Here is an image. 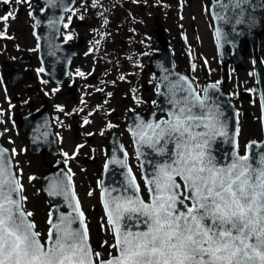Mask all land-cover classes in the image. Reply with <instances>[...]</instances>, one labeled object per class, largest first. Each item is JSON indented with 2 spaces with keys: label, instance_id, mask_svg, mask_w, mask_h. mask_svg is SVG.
Listing matches in <instances>:
<instances>
[{
  "label": "snow or ice",
  "instance_id": "6c2138e0",
  "mask_svg": "<svg viewBox=\"0 0 264 264\" xmlns=\"http://www.w3.org/2000/svg\"><path fill=\"white\" fill-rule=\"evenodd\" d=\"M233 3L242 13L247 0ZM167 87L168 103L176 108L169 112L171 119L137 125L133 135L160 155L168 154L171 142L170 162L158 165L149 181L148 201L116 196L105 202L117 255L101 264H264V152L237 155L218 165L211 144L217 135H226L219 114L205 99L194 98V103L188 96L176 98L177 92L189 91L180 81ZM195 108L206 111L195 115ZM194 127L205 130L193 132ZM5 151L0 149V264H96L99 253L88 243L78 201L73 211L79 212L83 227L73 228L77 217L70 214L59 223L50 219L48 241L41 242L35 224L26 220L33 213L22 211L26 197L13 196L23 185L5 165ZM51 192L66 194L59 185H52ZM128 221L138 230L132 231ZM141 224L144 230H139Z\"/></svg>",
  "mask_w": 264,
  "mask_h": 264
},
{
  "label": "flooded vegetation",
  "instance_id": "af4514ba",
  "mask_svg": "<svg viewBox=\"0 0 264 264\" xmlns=\"http://www.w3.org/2000/svg\"><path fill=\"white\" fill-rule=\"evenodd\" d=\"M105 1L109 2V4L116 5L118 8H126L127 5H136L139 1H141L144 5L145 1H147V3L151 4L154 8L149 29H144L143 23L136 20L139 25L136 30H128L125 26V24H127V17L124 16L126 15L124 12L119 11L118 8H108L107 10L111 14H106L105 11L97 8V6L101 5L104 0H94L93 3L92 0H75L76 4L72 7V10L66 14L62 28H60V39L70 40L74 44L82 42L85 46L86 42L84 43L82 38L85 33L82 29L88 27L90 23L88 22L83 24L82 21L78 20L77 16L81 14V17H84L85 15L87 17L91 15L93 11L101 10L102 22L93 32L92 37L94 42H96L98 36L103 37L104 40H109L110 44H107V50L109 53H116L114 56L116 58L115 61L106 63V61L94 60L90 63L89 57L92 54H98V52L84 47L82 51L71 58L70 68L76 57H85L90 64L89 74H87L88 72L83 74V72L80 71L83 75H79L77 72H74L69 68V73L65 82L55 83L50 77L41 71L42 67L38 60L37 49L34 48V51L27 53L24 52L25 55L23 57L18 58L12 64L9 63L2 75L7 88L12 94H14L7 110H12L18 102L24 101L23 93L15 91V86L19 83L25 85L28 80L34 81L36 83L35 87L38 90L37 95L42 99V104L39 106L45 105L50 114L53 129L55 131L54 133L59 139H57L58 147L60 146L59 136L61 135L56 131L57 128L55 125L57 123L61 125L62 130L72 129L74 132L78 133L79 136L86 140V144L91 146L86 149L88 154H90L89 162L96 160V153L93 148L94 144L91 143V140L95 135V130H86L84 134L79 130L82 128L78 126L77 121L81 117V114L83 115L88 111L89 115L93 117V114L95 113L94 109L98 107H106V113L110 114V117L118 122L117 127L114 129H116V131H118L121 135L120 128L123 126L119 124V122H124L125 127L127 117L130 112H145L150 106L159 105L157 97L158 87L154 83V79H152V82L150 81L153 84L150 88V85L152 84L149 85V81L144 78L143 75L146 73H151L153 75L150 70V62L147 59L146 54H156L157 50H159L160 44L157 39V32L161 27V34L167 39L168 43H170L169 46L172 51L171 54L173 56V64L175 65V68L181 72L180 69L182 68L180 65H177L174 60V52L171 45L172 40H170L169 36L166 35L168 34L167 28L160 22L159 14L168 16V11L166 9L169 7L171 2H173L177 3L178 10H181V12H179L180 20H185L187 19L186 11L189 5V0ZM199 1L200 13H203L204 16L208 17L205 27L208 32H211L209 46L211 47L212 52H214L213 55L216 56L223 71L222 81L215 80L213 82L221 86L224 92L229 94L231 100L234 101L233 104L238 117L237 147L240 154L244 155L247 151L249 143L260 141L263 135L261 92L259 91L253 70L255 67L253 59L254 55L259 54L264 66V24L261 20L258 23L254 22L253 24L248 22L246 27L240 28L237 26V33L234 34L226 33L221 30L220 40H218L215 34V26L211 13L209 11L213 0ZM190 20L192 22H197L196 18L191 16ZM190 26L192 27L191 31L193 33H196L199 30L198 28H200L199 25L197 27L194 23ZM140 27L142 30H140ZM227 29L231 30L230 28ZM82 31L83 33H81ZM180 35L181 34H179V37ZM184 37L185 34L182 38ZM75 38L77 39L75 40ZM141 40H147L151 45L149 46L142 43ZM188 47L189 49L187 48L184 52L185 55L192 61L193 57H195V53L193 52L192 47ZM103 48H105V46ZM201 53L203 56L206 55L202 48ZM11 60L8 59V62ZM202 61L204 62L202 65L203 71H206L208 68V60L203 58ZM34 63L37 66L33 70ZM244 72H248L250 76H253L251 78V83L238 79L241 77V73ZM181 73L186 74V72L183 71ZM131 75L134 77L132 81ZM209 82H204L201 90L199 92L197 90L199 95L203 94L204 86ZM39 85H41V88H38ZM128 85H131L130 90ZM149 89H153V97L152 99L147 98L145 101L143 92L146 93ZM122 93L125 96L120 98V103L118 98L122 95ZM94 100L98 102L96 105L93 104ZM16 101L18 102L16 103ZM122 107H125V109L123 110ZM35 108L37 107H32L28 110V112ZM23 115H25V113L18 116L17 119V122L19 123V134L17 135V138L23 139L19 141V146L21 147L26 144L28 146V143L26 142L27 135L20 126ZM0 116L2 120L1 112ZM155 116L159 121V119L167 117V114L158 112ZM64 117L67 119L66 124L63 122ZM53 119L54 121H52ZM82 119H84V116ZM248 122H255L257 129L255 131L245 130V125L248 124ZM88 126L89 124H87L86 128ZM105 126L108 127L107 125ZM86 128L84 127L83 130ZM245 134L248 136L245 137ZM106 147L108 148L107 144ZM173 147L174 145L171 143L172 150ZM56 158L57 157H53V160L50 163L54 162ZM107 158H109V149H107V153L103 156L102 164H104L105 161L107 162ZM85 160L88 162L87 157H85Z\"/></svg>",
  "mask_w": 264,
  "mask_h": 264
},
{
  "label": "rangeland",
  "instance_id": "374dc122",
  "mask_svg": "<svg viewBox=\"0 0 264 264\" xmlns=\"http://www.w3.org/2000/svg\"><path fill=\"white\" fill-rule=\"evenodd\" d=\"M35 2L40 4L39 0H8L7 3H4V0H0V18L9 13L12 14V16L7 20L0 19V112L2 113L0 126L3 130L2 141L4 145L12 150L17 175L21 176L20 183L23 185L22 196L26 197V199L23 200L24 210L25 212L33 213V215L29 217L35 224L36 232L40 233V238L44 241L48 232L49 224L47 223V217L49 215L48 212L51 204L47 200L44 192L41 190L40 178L42 177L44 171L48 169L47 165L53 160V156L49 153H41L38 155L32 154L28 151L27 144L22 147L19 146V141L23 139L17 138V135L19 134V123L17 122L18 116L24 113L27 115L36 109H32L28 112V110L32 107L38 108V106L42 104V99L37 95L38 90L35 87L36 83L28 80L25 85L19 83L15 86V91L23 93L24 101H16V103H18L14 106V108L10 111L7 110L14 94L10 92L7 88L5 80L2 78L3 72L9 63L12 64L18 58L23 57L25 53L34 51V48H36V41L32 30L33 20L29 10L32 9ZM93 2L94 0H92V3ZM188 2L189 5L186 11L187 19L185 20H180L179 12H181V10H178L177 3L173 2H171L169 7L166 9L168 11V16H164L162 14L159 15L160 22L167 28L168 34L166 35H168L170 40H172L171 45L173 47L174 60L176 61V64L180 65L182 68L180 69L181 72H186V74L191 77L197 89L200 91L204 82H213L215 80L222 81L223 71L216 56L213 55L214 52H212V49L209 46L211 32H208L205 27L208 17L204 16L203 13H200V1L189 0ZM4 6L6 8H4ZM97 8L105 11L106 14H111L107 9H117L118 7L114 4H109V2L104 0V2H102L101 5H98ZM101 10L93 11L91 15L87 16V20L90 24L88 27L82 29L85 33L82 38L84 42H86V45L89 46L90 44H94L95 50L98 52V54H92L89 57L90 63L94 60H102L106 61V63L116 60L114 57L116 53H109L107 50V44H110L109 40H103L101 43H97L94 42L92 37L93 32L102 22ZM118 10L126 14L124 15L127 17V24H125V26L128 30H136L139 26L136 20L143 23L144 29H149L154 8L151 4H148L147 1H145L144 5L141 1H139L136 5H127L126 8H118ZM190 16L196 18L197 22H192L190 20ZM192 23L197 25V27L198 25L200 26L196 33L191 31L192 27L190 25ZM140 30H142L141 27ZM83 31L81 33H83ZM179 34H181L180 37ZM184 34L185 37L182 38ZM98 37L102 38L100 36ZM76 39L77 38H75V40ZM141 42L149 46L151 45L147 40H141ZM103 44H105V48H103ZM188 46L192 47L193 52L195 53V57H193L192 61L185 55L184 52L187 48L189 49ZM201 48L206 53L205 56L202 55ZM203 58L208 60V68L206 71H203L202 68V65L204 64L202 61ZM8 59L13 60L8 62ZM89 61L85 57H76L70 69L77 72L79 75H81V72H83V74L88 72L87 74H89ZM36 66L37 65L34 63L33 70ZM143 75L144 78L149 81V85L152 84L151 82L152 79H154V75L151 73ZM252 77L253 76H250L248 72H244L241 73V77L238 79L251 83ZM133 79L134 77L132 76L131 81ZM152 86L153 84L150 85V88ZM128 87L130 90L131 85H128ZM38 88H41V85H39ZM152 94L153 89H149L146 93L143 92L144 100L146 101L147 98L152 99ZM123 96L125 95L122 93V95L118 98L120 103V98ZM30 103H33L32 106ZM97 103L98 102L96 100L93 101L94 105ZM122 109L124 110L125 107H122ZM94 110L95 113L93 114V117L90 116L91 120L89 126L84 130L79 129L83 134L86 130H95V135L91 140V143L94 144L93 148L95 147L96 149V160L93 162H89L90 154H88L86 149L91 146L87 144L80 147L78 158L74 156L72 148L73 145L76 142L86 143L85 139L79 136L78 133L74 132L72 129L62 130L59 123H57L55 127L57 128L56 131L58 134L62 136H60L59 148L61 150L64 148V151H66L67 155L64 157L73 159L71 161H64V166L67 168H69L68 166L72 167L73 175L69 178V182L74 186V189H76L77 198L79 203L82 205L83 212H85L84 221L87 225L90 242L95 245L94 253H99V256H94L95 260L98 261L100 258H107L109 255L115 253V249L112 247L114 242L110 231V224L108 223L107 217L103 214L102 204L98 198L100 193V184L98 179L104 156L103 149L106 147L111 133L116 130L114 128L117 127L118 122L113 120L110 117V114L106 113V107H98ZM87 114L88 111L83 115L81 114V117L77 122H79L84 115L86 118ZM106 119H110L112 122L111 125L115 127H106ZM52 121H54V119ZM63 122L65 124L67 123L66 117L63 118ZM119 124L124 127V122H119ZM123 127L120 128L121 139L124 143V148L127 150V162L137 175L140 184L139 188H141L142 195L146 199V187H144L141 180L137 160L134 156L129 137L125 134V129H123ZM246 129L255 131L257 129V125L255 122H248V124L245 125V130ZM37 131L39 130L37 129ZM246 136L248 135L245 134V137ZM61 155L62 153H59V156ZM85 157H87L88 162H86ZM60 165L63 167L62 161Z\"/></svg>",
  "mask_w": 264,
  "mask_h": 264
},
{
  "label": "water",
  "instance_id": "95a60500",
  "mask_svg": "<svg viewBox=\"0 0 264 264\" xmlns=\"http://www.w3.org/2000/svg\"><path fill=\"white\" fill-rule=\"evenodd\" d=\"M74 1L75 0H39L41 5L35 2L32 9H30L31 16L33 18L34 35L37 40L38 58L45 74L57 83L64 81L71 58L77 55V53L82 51L85 47L83 43L75 45L71 41H61L58 39L60 38V28L62 26L65 12L73 6ZM241 7L243 8L242 13L240 9L234 6L233 0H215L211 3L209 11L211 13L215 26V34L218 40H220L221 30L226 33L234 34L237 33V26L240 28L246 27L248 22L253 24L254 22L258 23L261 20L264 24V0H247V3ZM237 20L241 22L237 23ZM227 28H230L231 30ZM161 33L162 28L160 27L157 32V39L160 44L157 56L153 57V55H151L152 53L147 54V57L150 59V68L156 74L155 83L158 86L157 97L160 103L156 107H150L145 114L129 115L127 122V128L132 134L135 154L139 160L148 191L151 187H153L149 181L154 177V168L156 167L155 165H157L156 163H158V161H160V163L167 161V155L171 154V142L170 145L169 143L167 145L169 150L168 154L163 157V155L158 154V152L148 144L141 143L139 137L133 135V131L137 129V125L157 122V120H155V115H157L158 112L167 114V118L163 117L159 121L171 119L169 112H175L176 108H174L172 104L168 103V99L170 97L168 95L169 88L167 85L169 82L175 83L180 81L181 86L184 89L189 90L177 92L176 98L188 96L194 103L196 102L194 98L205 99L207 103L212 106L213 111L219 114L218 118L223 125L222 130L226 133V135H217L211 144V154L215 157L218 165L224 166L231 163L235 156H243L239 154L237 149V118L231 99L225 92H223L222 88L213 83L207 84L203 92V96L199 97L191 80L184 73L177 71L174 64H172L173 58L171 49L167 39ZM253 60L256 64L259 86L264 88V68L260 62V56L255 55ZM182 77L186 79L182 80ZM204 111L206 110L195 108L193 113L195 115H201ZM27 121L30 124L28 127L29 139L31 141L30 150L32 152H43L42 148L45 147V141L53 142L55 138L52 134V126L49 121L46 107L43 105L37 110L31 112L27 116ZM37 129L39 131H37ZM204 130L205 129L202 127L193 128V132ZM157 147H160V145ZM0 149L7 150L3 153L4 163L11 172L12 176L16 178L10 151L3 146L1 142ZM109 152V158H107L108 164L104 170L101 182L104 203L110 200L111 197L116 196H138L144 200L138 191V188H136V186L134 187L132 184L131 174H127L128 168H126L127 164L125 161L126 152L121 146L117 134H113L110 139ZM260 152H264V137L261 142H250L247 154L245 155H252L253 157H256V155ZM252 162L255 164V159H253ZM147 172H149V174H147ZM52 185H59L60 189H62L66 194H52ZM41 187L52 204L51 211L49 212V220L51 219L53 223H59L60 217L70 214L77 217V220L72 224V227H83L79 223L80 210L79 212L73 211V209L77 206V202L73 195L69 177L65 169L55 170L53 166H51L50 171L47 172L41 179ZM105 189L108 190L107 193L105 192ZM13 196L14 198L19 199L21 197V192L14 193ZM150 197L151 193L149 192V199ZM180 207L183 210V206L181 205ZM22 211H24L23 207ZM26 220L30 222L28 217H26ZM128 226L131 227L132 231L138 230L137 225L133 221H128ZM145 227V225L141 224L139 225V230H144ZM122 230H127V226H125L123 222ZM46 241H48V237ZM115 255H117V250ZM115 255H112L107 259H101L99 264Z\"/></svg>",
  "mask_w": 264,
  "mask_h": 264
},
{
  "label": "bare ground",
  "instance_id": "6f19581e",
  "mask_svg": "<svg viewBox=\"0 0 264 264\" xmlns=\"http://www.w3.org/2000/svg\"><path fill=\"white\" fill-rule=\"evenodd\" d=\"M165 155H163V157H164Z\"/></svg>",
  "mask_w": 264,
  "mask_h": 264
}]
</instances>
